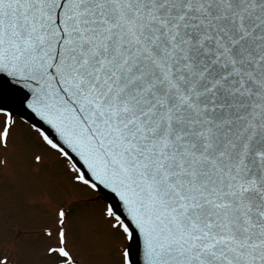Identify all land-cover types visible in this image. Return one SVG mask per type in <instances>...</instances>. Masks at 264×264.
I'll use <instances>...</instances> for the list:
<instances>
[{"label":"snow or ice","instance_id":"6c2138e0","mask_svg":"<svg viewBox=\"0 0 264 264\" xmlns=\"http://www.w3.org/2000/svg\"><path fill=\"white\" fill-rule=\"evenodd\" d=\"M17 124L99 209L98 264H264V0H0V145Z\"/></svg>","mask_w":264,"mask_h":264},{"label":"rangeland","instance_id":"374dc122","mask_svg":"<svg viewBox=\"0 0 264 264\" xmlns=\"http://www.w3.org/2000/svg\"><path fill=\"white\" fill-rule=\"evenodd\" d=\"M43 163L34 162V155ZM85 193L75 188L55 159L31 143L25 127L17 124L7 147L0 145V251L8 252L12 264H54L45 255L44 228L54 224L60 207L67 212L69 246L77 251L78 264H98L85 218L99 209L85 205ZM18 226L24 235L15 236Z\"/></svg>","mask_w":264,"mask_h":264}]
</instances>
